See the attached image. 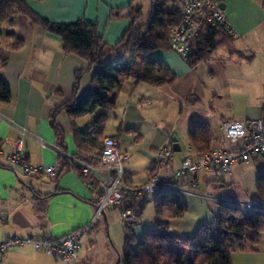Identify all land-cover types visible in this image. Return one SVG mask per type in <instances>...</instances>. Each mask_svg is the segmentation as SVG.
Listing matches in <instances>:
<instances>
[{"label":"crops","instance_id":"crops-1","mask_svg":"<svg viewBox=\"0 0 264 264\" xmlns=\"http://www.w3.org/2000/svg\"><path fill=\"white\" fill-rule=\"evenodd\" d=\"M22 1L34 13L50 22L71 24L84 21L94 25L101 41L113 49L104 60L105 63L114 62L110 58L115 53L121 54L119 59L127 60V57L115 48L130 25L129 9H141L135 6L137 0ZM218 1L225 4L223 13L237 34L231 38L228 46L218 48L203 61L208 62L216 55L215 59L223 66V86L218 91L208 90L211 99L209 104L216 112L211 120L216 124L215 129L220 136L215 134L210 121H201L191 115L194 113V106L202 104L195 94L185 95L183 103L190 108L184 109L180 104L178 114L179 119L188 126V130L194 121L207 123L213 133L212 148L222 144L219 126L223 121L246 122L264 119V103L260 100L261 92L264 91V76L257 75V68L251 66L255 61L264 64V0ZM116 15L118 18H115ZM2 29L21 39L23 45L18 50L8 51L5 66H0V75L10 89L9 101L0 103V149L4 156L10 155L15 150L16 142L22 139L23 152L31 167L53 166L57 164V152L50 116L57 107L73 97L78 101L84 98L91 89L93 75L98 68L89 67V63L79 56L65 54L60 38L32 25L19 14L14 15L12 21L4 23ZM6 46V42L0 39V49ZM219 50H224L222 57L216 54ZM148 57L151 60L159 59L158 61L169 69L175 76L173 86L178 88H191L190 85L196 84L195 71L203 63L190 68L187 62L171 50H156L149 53L146 58ZM240 63L250 66L246 65L244 69L238 70ZM77 72L83 74L74 92ZM125 84L127 88L124 90L128 92L125 100L120 99L123 90L121 87L113 110L97 109L92 115L79 118L75 123L79 129L86 130L99 115L105 114L107 120L102 137H115L120 150L128 153L129 160L124 166L126 180L129 187H141L155 174L156 151L170 145V137L175 135L177 130L174 125L166 129L151 126L150 124H159V117L156 115V123H147L149 112L146 107L153 102L151 97L143 93L151 92L142 88L143 83H136L132 78L126 80ZM190 92H193L192 89ZM233 94L238 97L253 94V101L243 100V105L238 108L233 104ZM188 98L192 99L187 101ZM109 120L116 124L110 131L106 129ZM56 122L64 132L67 156L73 157L77 151L65 112L57 116ZM163 124L172 123L166 121ZM23 130L26 133L24 136L21 133ZM215 141L217 144L213 146ZM186 146L187 135L184 149ZM184 154L185 152L178 158L174 155L168 169L178 168ZM163 171L165 170L160 173ZM201 175L212 174H199L196 178L197 186ZM227 178L229 176L219 183L224 185ZM230 178L232 179V175ZM189 187H182L186 191L184 195L192 194L187 193ZM45 196H48V199L43 201ZM94 201L95 193L73 170L65 172L58 180L53 181L47 176L27 177L20 168L0 160V243L9 238L64 236L85 226L91 220ZM103 216L105 217V212ZM86 243L90 248V241ZM55 261L50 256L36 251L31 245L12 247L0 255V264H56Z\"/></svg>","mask_w":264,"mask_h":264},{"label":"trees","instance_id":"trees-1","mask_svg":"<svg viewBox=\"0 0 264 264\" xmlns=\"http://www.w3.org/2000/svg\"><path fill=\"white\" fill-rule=\"evenodd\" d=\"M16 14L60 38L65 54L79 56L89 63V67L98 68L87 95L79 101L73 97L57 107L50 116L59 166L52 180L56 181L65 172L73 170L89 187L90 178L82 175V169L76 161L91 167L99 165L101 144L104 139L102 133L107 117L105 114L99 115L86 130L79 129L75 121L92 115L97 109L113 110L122 84L128 79L132 78L136 83L154 88L174 83L175 76L161 61L147 59L146 56L156 50H170L168 31L180 25L181 6L177 0H150V13L145 22H141V9L130 8L128 14L130 25L115 48L121 51L127 60L119 59L105 63L104 60L113 49L101 41L94 25L84 21L71 24L53 23L38 16L22 0H0V39L7 44L0 49L1 67L7 62L8 51L18 50L23 45L21 39L2 29V25L12 21ZM115 18H118V15ZM231 38L233 37L223 26L202 27L199 37L188 53L187 65L195 68L218 48L228 46ZM82 74L83 72H77L75 75L74 92ZM9 99V86L0 75V103H6ZM190 99L192 98L187 101ZM61 112L67 115L72 131L77 151L73 157L67 156L64 132L56 122ZM187 137L188 145L195 153L202 154L213 149L211 147L213 133L207 123L192 122ZM122 182L129 186L125 174ZM176 185L189 186L188 183ZM255 190L257 201L264 204V175L257 176ZM149 198H152L154 206V229L144 232L134 249L135 236L129 230V224L125 225L126 236L120 259L122 264H231V252L244 250L245 244L255 247L264 232V211L255 210L249 213L240 207L219 203L218 216L211 224L200 226L191 238H178L170 234V221L182 217L187 211V205L182 202L180 195L165 192L144 195L141 198L127 195L123 205L131 209L139 221ZM42 199L45 201L48 196Z\"/></svg>","mask_w":264,"mask_h":264},{"label":"built area","instance_id":"built-area-1","mask_svg":"<svg viewBox=\"0 0 264 264\" xmlns=\"http://www.w3.org/2000/svg\"><path fill=\"white\" fill-rule=\"evenodd\" d=\"M181 6V23L168 31L170 50L175 52L185 62L188 53L200 35L202 27L216 28L223 26L226 32L235 37L237 34L227 21L218 0H177ZM219 130L222 134V144L209 152L195 153L188 145L178 168L168 167L172 164L175 153L170 145L156 151L154 158L155 174L141 187H129L123 184L124 166L129 160L128 153L121 151L114 137H105L101 145L99 165L91 167L82 162L76 164L82 169V175L89 177V188L95 193L93 216L83 227L58 237L44 238H9L0 243V255L9 248L31 245L36 251L50 256L56 261L70 264L78 261L81 243L96 220L107 208L117 209L126 224L138 222L131 209L123 205L125 196L141 198L144 195H155L160 192L169 194H184L186 191L176 183H189V188L197 187V176L203 172L212 174L217 182H222L231 175L235 165L248 164L264 159V119L240 121H223ZM24 136L25 131H21ZM0 160L20 168L27 177H55L59 166L31 167L23 152V141L19 139L12 154L4 156L0 149ZM168 169V170H167ZM161 170L163 173H160ZM191 193V191H187ZM217 204L226 203L231 206L252 212L264 211V204L251 201L217 200Z\"/></svg>","mask_w":264,"mask_h":264},{"label":"rangeland","instance_id":"rangeland-1","mask_svg":"<svg viewBox=\"0 0 264 264\" xmlns=\"http://www.w3.org/2000/svg\"><path fill=\"white\" fill-rule=\"evenodd\" d=\"M135 6L141 7V22H145L150 13V0H137ZM223 53L224 50H219L216 54H220V57H222ZM120 55V53H115L110 59L116 61L120 58ZM149 58L150 57H148V59ZM215 58H217L216 55L208 62H203L198 66L194 75L196 77V84L190 85L191 88L188 86L178 88L173 86V84L166 85L161 89L146 84L141 85L142 88L151 92V94H143L151 97L153 102V104L149 106H147V103L145 105L149 107H146L149 112L146 122L156 123L154 121L156 115V117H159V124H150L151 126L166 129V127L174 125L177 130L173 137L178 139L181 152L175 153V158H178L184 153L183 149L186 143L188 126L183 123L182 119H179L178 114L180 104L184 109L190 108L183 103L185 101L184 99H186L185 95L188 93L195 94L202 101L200 106H194V113H191V115L197 117L201 121H210V125L215 134H217L218 137L220 136V133L216 132V124L211 120V117L216 112L212 110L209 104L211 99L208 93L210 89H214L215 91L220 90L224 83V78L222 77L224 73L222 71L223 68H221L223 66H220ZM240 64L241 67L238 68L237 66L238 70L244 69L247 65L245 63ZM247 66H250V64ZM251 66L257 68V75L264 76V71H262V69H264V64H262V62L255 61ZM125 86L127 85L124 82L122 84L123 90L120 95L122 101L125 100V96L128 93L124 90L127 88ZM191 89L193 92H190ZM252 96L253 94L246 95L245 97H238L233 94L231 97L233 99V104L241 108L243 100L244 102H249L250 99V101H253ZM260 100L261 103H264V91L261 92ZM182 115L184 116V114ZM166 121L172 124H163ZM115 125L116 124L112 123V120H109L106 129L110 131L114 129ZM216 144L217 142L215 141L213 146ZM97 155H95L96 158L98 157ZM259 174L264 175V159L233 166L231 170L232 179L230 175L229 178L226 179L224 185L217 182L212 175H201L198 186L195 189L189 188L192 193L191 195L180 194L182 202L187 205V211L182 217L170 221V234L178 238H191L200 226L211 224L218 216L217 200L251 201L259 203L256 199L255 190V181ZM151 199L152 198H149L148 204L145 205L139 221L128 226L129 230H131L135 236V242L133 243L134 249H136L137 244L140 242L143 233L154 229L155 215ZM125 225L126 223L122 220L117 209L107 208L105 210V217L103 215L99 217L91 232L84 236L79 251L78 262L70 264H122L120 259L123 253L126 236ZM87 241H90V248L86 245ZM10 249L11 248L8 250ZM83 255L84 257H82ZM230 257L231 264H264V232H262L260 240L255 247L250 244H245L244 250H235L231 252ZM55 262L56 264H65L59 261Z\"/></svg>","mask_w":264,"mask_h":264},{"label":"water","instance_id":"water-1","mask_svg":"<svg viewBox=\"0 0 264 264\" xmlns=\"http://www.w3.org/2000/svg\"><path fill=\"white\" fill-rule=\"evenodd\" d=\"M224 8H225V4L221 3L222 11L224 10ZM170 146H171V149L173 150L174 153L181 152V147H180L179 143L177 142V139L173 136L170 137Z\"/></svg>","mask_w":264,"mask_h":264},{"label":"flooded vegetation","instance_id":"flooded-vegetation-1","mask_svg":"<svg viewBox=\"0 0 264 264\" xmlns=\"http://www.w3.org/2000/svg\"><path fill=\"white\" fill-rule=\"evenodd\" d=\"M224 201H226V200H224Z\"/></svg>","mask_w":264,"mask_h":264}]
</instances>
